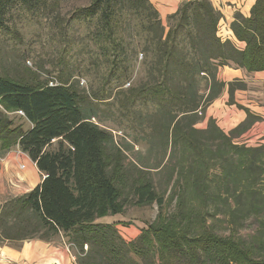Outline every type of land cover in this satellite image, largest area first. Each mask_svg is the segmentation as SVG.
Here are the masks:
<instances>
[{
  "label": "trees",
  "instance_id": "obj_1",
  "mask_svg": "<svg viewBox=\"0 0 264 264\" xmlns=\"http://www.w3.org/2000/svg\"><path fill=\"white\" fill-rule=\"evenodd\" d=\"M59 1L0 0V32L12 35L13 10L35 14ZM150 1L90 0L71 21L88 27L116 89L130 81L134 39L142 41L145 78L119 89L113 103L137 113L149 130L147 144L163 155L170 150L167 163L149 167L137 159L140 167L128 171L123 150L98 125L97 98L81 93L77 82L0 75V156L18 147L43 176L30 192L0 206V242H50L62 235L77 264H264V144L234 141L260 120L233 100L245 85L227 84L228 103L246 113L244 122L229 133L211 118L204 129L195 127L226 87L217 79L219 68L264 71V0H255L249 17L233 16L230 29L243 48L219 37L222 15L209 0L182 2L167 29ZM9 114L29 128L15 125ZM162 168L166 189L159 192L149 173ZM125 185L137 206L155 204L158 211L129 242L118 224L97 222L124 212ZM252 224L251 235L238 236ZM223 225L228 236L217 233Z\"/></svg>",
  "mask_w": 264,
  "mask_h": 264
},
{
  "label": "rangeland",
  "instance_id": "obj_2",
  "mask_svg": "<svg viewBox=\"0 0 264 264\" xmlns=\"http://www.w3.org/2000/svg\"><path fill=\"white\" fill-rule=\"evenodd\" d=\"M185 1L187 0H151L150 2L157 10L162 25L167 29L168 16L174 14L181 3ZM89 4L90 0H60L55 8L51 7V9L40 13L29 14L20 9L13 10L8 20V25L13 32L12 35L0 32V75L28 81L38 79L42 82H48L49 85L56 84L59 80H68L70 83L77 82L81 93L97 98L92 102L99 116L98 125L111 132L115 144L123 150L125 154L124 165L128 171H134L135 165L140 167L136 164L137 159L149 167L158 163L164 166L167 163L170 150L167 149L166 155H163L158 145L153 143V149L148 153L152 148L151 144L148 145L145 140V138H149V130L136 116L137 113L135 116L129 115L118 106L117 102L113 103L114 94L119 89H127L129 84L137 85L145 78V70L141 65L143 58L142 41L137 38L134 39L136 50L131 59L135 67L129 84L125 83L116 89V83H108L106 80L107 71L99 63L100 57L96 46L88 39V27L71 21L74 12L87 7ZM220 35L222 38H228L229 35V26L223 22L220 25ZM230 67L235 68L233 65ZM250 80L248 79V82ZM247 90L248 95L244 93L243 96H247L248 100L257 102L258 106L264 107V90L256 86L253 89L247 88ZM251 96L253 97L251 98ZM238 100L244 101L241 98ZM243 104L247 103L243 102L240 106L243 107ZM235 109L234 107V112H236ZM9 118L14 120L15 125L21 124L24 130L29 128V124L20 116L9 114ZM92 121L96 123L98 120L92 119ZM207 121L204 119L195 127L204 129ZM234 141L256 146L264 144V134L260 136L257 132L245 131ZM55 148L56 143H52L50 150ZM150 172L149 177L153 180L155 189L159 192L165 191L167 174L164 172V168L151 169ZM133 173V175L136 174ZM129 186L125 185L122 190V201L125 204L124 212L116 215V217L107 216L104 219L107 221L119 220L117 230L127 242L136 239L142 229L153 223L158 213L155 204L137 206ZM169 190L170 187L167 189L166 196ZM173 207L174 204L167 206L166 211L172 212ZM254 227L255 225L252 224L249 228L241 230L238 236L245 239L253 233ZM217 230L221 236H228L229 234L225 230V225L217 228ZM58 239L66 242L65 238L59 237ZM202 261L207 262V260Z\"/></svg>",
  "mask_w": 264,
  "mask_h": 264
},
{
  "label": "crops",
  "instance_id": "obj_3",
  "mask_svg": "<svg viewBox=\"0 0 264 264\" xmlns=\"http://www.w3.org/2000/svg\"><path fill=\"white\" fill-rule=\"evenodd\" d=\"M212 6L218 10L222 19L220 23L229 26L233 16L239 12L244 17H249L250 10L255 0H209ZM229 74H228V73ZM217 79L226 84L221 94L205 110L204 119L215 120L218 127L228 133L247 118L243 110L235 105L228 104L227 84L231 82H242L246 89L236 90L233 98L236 104L241 105L255 117L260 118L251 124L247 131L264 134V107L258 106L257 102L248 100V89L260 87L264 90V71L248 73L244 69L222 67L218 69ZM248 79H251L248 82ZM245 93V94H244ZM244 99L243 102L239 101ZM253 96H251L252 98ZM264 99V96H263ZM236 108L234 112V107ZM43 176L37 170L35 164L29 157L15 147L0 156V206L13 198L23 196L41 183ZM112 217H116L112 216ZM98 219L97 222L118 224L119 220ZM119 225L116 226V228ZM61 239L62 236H60ZM0 264H77L73 250L69 248L64 240L56 239L46 242L40 239H28L21 241L0 242Z\"/></svg>",
  "mask_w": 264,
  "mask_h": 264
},
{
  "label": "built area",
  "instance_id": "obj_4",
  "mask_svg": "<svg viewBox=\"0 0 264 264\" xmlns=\"http://www.w3.org/2000/svg\"><path fill=\"white\" fill-rule=\"evenodd\" d=\"M220 25H221V23L219 22V27H218V35H219V37L222 40H229V41L233 42L236 45V47H238V48H243V44H241L238 41H236V39H235V37H234L231 29H229L228 38H222L221 35H220ZM50 85H52V84H50ZM18 114L21 115V116H23L22 112H18Z\"/></svg>",
  "mask_w": 264,
  "mask_h": 264
}]
</instances>
